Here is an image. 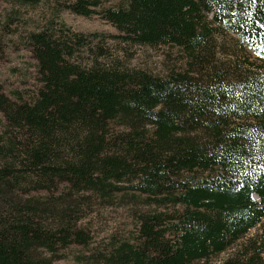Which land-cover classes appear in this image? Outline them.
Instances as JSON below:
<instances>
[{
	"label": "trees",
	"instance_id": "1",
	"mask_svg": "<svg viewBox=\"0 0 264 264\" xmlns=\"http://www.w3.org/2000/svg\"><path fill=\"white\" fill-rule=\"evenodd\" d=\"M66 9L117 35L27 36L40 87L29 101L0 93V264L65 260L70 245H84L77 223L95 201L173 212L142 214L135 242H110L80 264L205 262L256 229L222 264H264V0H75ZM217 30L241 50L221 66L211 60ZM107 39L176 47L199 72L159 78L75 62Z\"/></svg>",
	"mask_w": 264,
	"mask_h": 264
},
{
	"label": "rangeland",
	"instance_id": "2",
	"mask_svg": "<svg viewBox=\"0 0 264 264\" xmlns=\"http://www.w3.org/2000/svg\"><path fill=\"white\" fill-rule=\"evenodd\" d=\"M75 0H42L37 6H14L12 0H0V23L4 25L0 32V93L11 101L16 97L29 101L40 87L37 73V63L27 44V36L45 29L52 32L70 29L74 33L89 35L104 33L117 35V32L98 17L84 18L71 14L66 8ZM111 2L105 7H115ZM4 34V35H3ZM213 63L221 66L229 61L235 52H241L240 44L234 34L217 30L212 41ZM100 49L104 57L98 58ZM97 59L101 66L114 68L123 73L144 72L159 78L170 74L199 72L196 59L184 54L180 49L171 46H136L122 44L119 41L107 39L105 43L93 42L87 49L78 53L74 59L81 67ZM4 119L0 115V131ZM121 130L115 129L114 135ZM66 191H58L57 195L65 197ZM82 209V208H81ZM77 227L83 232L84 245L72 244L64 252L65 260L51 264H80L81 257L101 251L113 241L135 242L140 227L142 214H161L168 216L173 212L170 207L144 206L140 203L122 205L114 203L105 206L100 201L81 210ZM166 219V217H164ZM257 234V229L251 231L246 238L224 253L209 258L205 262L192 264H222L231 256L241 252V245L246 239ZM83 264V263H81Z\"/></svg>",
	"mask_w": 264,
	"mask_h": 264
},
{
	"label": "snow or ice",
	"instance_id": "3",
	"mask_svg": "<svg viewBox=\"0 0 264 264\" xmlns=\"http://www.w3.org/2000/svg\"><path fill=\"white\" fill-rule=\"evenodd\" d=\"M252 2L254 3V2H255V0H252Z\"/></svg>",
	"mask_w": 264,
	"mask_h": 264
}]
</instances>
